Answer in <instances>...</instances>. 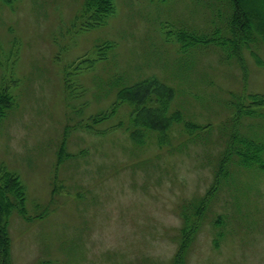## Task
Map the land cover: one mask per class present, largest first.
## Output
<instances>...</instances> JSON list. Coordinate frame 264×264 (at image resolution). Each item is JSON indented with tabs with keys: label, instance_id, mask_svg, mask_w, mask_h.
Listing matches in <instances>:
<instances>
[{
	"label": "rangeland",
	"instance_id": "374dc122",
	"mask_svg": "<svg viewBox=\"0 0 264 264\" xmlns=\"http://www.w3.org/2000/svg\"><path fill=\"white\" fill-rule=\"evenodd\" d=\"M84 1H0V88L15 102L0 119V167L19 175L32 217H10L12 264H175L185 252L183 264H264V168L225 158L239 138L264 147V109L238 113L264 94L253 56L264 62V45L241 61L181 51L179 30H209L218 0H116L103 26L78 33ZM152 77L173 88L170 112L202 129L138 144L126 104L92 124L120 88Z\"/></svg>",
	"mask_w": 264,
	"mask_h": 264
},
{
	"label": "trees",
	"instance_id": "16d2710c",
	"mask_svg": "<svg viewBox=\"0 0 264 264\" xmlns=\"http://www.w3.org/2000/svg\"><path fill=\"white\" fill-rule=\"evenodd\" d=\"M6 5H12L18 0H0ZM116 0H85L80 12L76 15L74 26L78 33L87 32L103 26L107 19L116 12ZM219 7L213 13L210 29L196 32L192 28H183L177 35L181 51L198 47H212L224 54L223 61H241V54L255 50L260 44L264 45V0H218ZM221 4V5H220ZM214 6V5H213ZM224 7V12L223 8ZM208 27V26H207ZM113 45L107 42L95 47V59H85L83 63L88 69L95 62L105 60ZM256 63L264 69V62L253 52ZM174 90L158 78L142 80L132 86L118 90L116 100L108 111L94 116L92 124H98L115 115L119 107L126 104L131 107L134 127L139 128L130 134L138 144L145 142L147 132L158 133L157 142L160 147L171 144L168 132L175 125H181L184 132L190 136L202 129L186 122L181 111L170 112ZM253 100L251 107L241 106L238 113L241 116L263 117L264 94L250 96ZM14 96L9 86L0 88V119L6 116L14 106ZM255 107V108H254ZM205 128V127H204ZM235 140V136L232 138ZM230 144L225 158L236 157L237 165L248 168L255 163L264 168L262 158L264 147L252 139L239 138ZM234 145H236L234 147ZM234 147V148H233ZM63 152V150H62ZM231 156V157H230ZM62 153L59 162L62 160ZM235 159V158H234ZM227 160V159H226ZM14 211L26 221H31L26 208V189L18 174L0 167V264H12V239L9 232V220ZM186 238V237H185ZM188 243V242H187ZM183 246L182 248H184ZM185 254L176 257L175 264H183ZM45 264H52L46 262Z\"/></svg>",
	"mask_w": 264,
	"mask_h": 264
}]
</instances>
